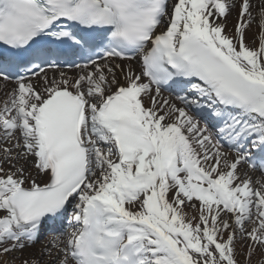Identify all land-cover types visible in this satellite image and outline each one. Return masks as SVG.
<instances>
[{
  "label": "snow or ice",
  "instance_id": "1",
  "mask_svg": "<svg viewBox=\"0 0 264 264\" xmlns=\"http://www.w3.org/2000/svg\"><path fill=\"white\" fill-rule=\"evenodd\" d=\"M0 264H264V0H0Z\"/></svg>",
  "mask_w": 264,
  "mask_h": 264
},
{
  "label": "bare ground",
  "instance_id": "2",
  "mask_svg": "<svg viewBox=\"0 0 264 264\" xmlns=\"http://www.w3.org/2000/svg\"><path fill=\"white\" fill-rule=\"evenodd\" d=\"M234 22H235V20H234V17H233L232 20H230V27H231V25H232Z\"/></svg>",
  "mask_w": 264,
  "mask_h": 264
}]
</instances>
